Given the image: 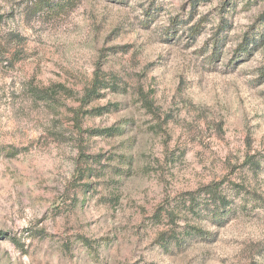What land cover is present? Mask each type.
<instances>
[{"label":"rangeland","instance_id":"1","mask_svg":"<svg viewBox=\"0 0 264 264\" xmlns=\"http://www.w3.org/2000/svg\"><path fill=\"white\" fill-rule=\"evenodd\" d=\"M31 1L0 0V264H264V0Z\"/></svg>","mask_w":264,"mask_h":264},{"label":"trees","instance_id":"2","mask_svg":"<svg viewBox=\"0 0 264 264\" xmlns=\"http://www.w3.org/2000/svg\"><path fill=\"white\" fill-rule=\"evenodd\" d=\"M62 3H64V2H62ZM58 4L60 5V3H58ZM55 5H57V3L52 4L51 0H32L30 2L29 10L31 9V11H30L31 14L35 15L37 13H40L41 11H44V10H51V9H53V7ZM4 51H5V48H4L3 44H2V41L0 40V55L3 54ZM95 93H96V83L94 81L93 82V87L86 91V94H85L86 100H88ZM210 189L211 188H209V185H206L204 187L203 194L206 197H210L211 201H213L214 203H218V204H216L217 208L223 207V206L228 204V201H226L223 196H220V194H218V193L213 194V192ZM217 200L220 201V202H217ZM11 241L16 246L19 245V242L15 238H11Z\"/></svg>","mask_w":264,"mask_h":264}]
</instances>
